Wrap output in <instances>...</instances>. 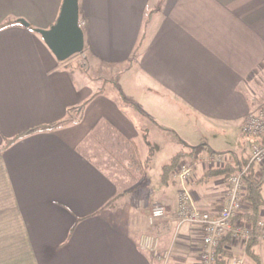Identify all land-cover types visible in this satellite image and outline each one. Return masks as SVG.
<instances>
[{"label":"crops","instance_id":"0c3cea01","mask_svg":"<svg viewBox=\"0 0 264 264\" xmlns=\"http://www.w3.org/2000/svg\"><path fill=\"white\" fill-rule=\"evenodd\" d=\"M61 3L0 0V147L72 118L0 150V264H198L199 229L173 222L177 193L217 215L226 179L205 181L197 168L190 183L163 185L161 169L200 145L245 160L259 141L241 127L264 105V0H78L88 69L57 60L33 30L54 24ZM98 65L122 69L115 84L93 79ZM116 154L127 174L135 155L144 186L111 174ZM253 175L264 222L262 166ZM149 196L169 211L153 225L137 211ZM148 236L166 260L144 246ZM225 241L243 264H264V246L254 258Z\"/></svg>","mask_w":264,"mask_h":264},{"label":"built area","instance_id":"2783aa9c","mask_svg":"<svg viewBox=\"0 0 264 264\" xmlns=\"http://www.w3.org/2000/svg\"><path fill=\"white\" fill-rule=\"evenodd\" d=\"M84 23L79 22L82 26ZM243 135L255 137L259 141L254 144L245 158L243 167L235 170L226 178V187L224 192V205L217 215H211L209 212L199 210L192 200L191 194L184 188L178 191L175 208L174 220L177 228L183 225H191L199 229L202 246L198 254V264H215L216 249L219 242L229 234L231 242L245 244L250 236L256 239L257 244L264 246V222L257 221L255 231L252 233L250 227L241 220H234L235 216L245 209L248 205L245 202V184L243 173L249 166L264 164V105L251 112L241 127ZM206 159L211 165L210 168H218L227 165L230 162L229 155L208 154ZM192 164L181 160L178 161L172 172V179L185 185L193 181ZM169 214L168 209L162 204H155L148 214V222L154 224L156 220L165 218ZM234 220V221H233ZM156 243L153 237L148 236L144 239V246L155 252ZM169 251H165V257ZM164 257V258H165ZM226 264H243V260L238 257H231Z\"/></svg>","mask_w":264,"mask_h":264},{"label":"trees","instance_id":"16d2710c","mask_svg":"<svg viewBox=\"0 0 264 264\" xmlns=\"http://www.w3.org/2000/svg\"><path fill=\"white\" fill-rule=\"evenodd\" d=\"M65 122H72V118L65 119V120L59 121L57 123L50 124V125H40V126H36V127L30 128V129H27V130L17 134L16 136L10 138V139H6L5 142L3 143V145L0 147V150L4 149L6 146H8L10 143H12L15 139H17L21 136H24L26 134H30L33 132H37V131L52 129V128L58 127L61 124H64ZM169 131L173 134V136L177 142L182 143L184 145V143L178 138V136L175 134L174 131H171V130H169ZM199 149L205 151L208 154H219V153L213 151L207 145H200L198 147H189V151H180L172 157V159L170 160V162L168 164L162 166L161 183L163 185H167L172 180V172L175 169L178 161L182 157H187V156L190 157V156L194 155L195 152H197V150H199ZM133 150L136 151L135 146H133ZM227 154L230 156V162L223 167L207 169L203 173V176H202V178L205 181H207L211 178H216V177H223L226 179L232 172H234L235 170L244 166L245 160H243L242 157H239L232 152H227ZM132 159L134 160V161H132V165H136L135 155L133 156ZM132 165H131V167H132ZM136 170H137V167H136ZM263 171H264V164L262 165V172ZM243 181L245 184V197H244V199H245L246 204L248 205V208L245 209L244 211L239 212L235 216L234 220H241L244 223H246L250 227V229L252 230V233H253L255 231V227H256V224L258 221L259 208L263 204V200L261 197L262 178L255 180L254 175H253V166H249L246 169V171L243 173ZM110 203H111V201L108 202V204L106 206H109ZM224 238L225 239H222L219 242L217 249L215 251L216 252V258H217L215 264H226L227 260L232 257L231 254H229L228 252H225L223 250V245L225 244L224 241L226 240L225 242H228L230 240L229 234L225 235ZM256 244H257L256 239L253 236H250L249 239L245 243V249H246L247 253L254 258L256 256H254V254L252 252V248Z\"/></svg>","mask_w":264,"mask_h":264},{"label":"rangeland","instance_id":"374dc122","mask_svg":"<svg viewBox=\"0 0 264 264\" xmlns=\"http://www.w3.org/2000/svg\"><path fill=\"white\" fill-rule=\"evenodd\" d=\"M79 22L81 23L83 21L80 20ZM83 23H85V22H83ZM86 56H87V54H85L82 51L81 53L74 54L70 58H68L67 59V63H69V65L72 64V63H74V65H78L79 67H82L84 69H88L89 66H91L90 65L91 62L88 61V60H85ZM97 67L98 68H96V69L92 68L93 69L92 71H95V73L97 74L96 75L94 72L92 73V74H95V75H93L94 77L92 76L93 79H96V77L97 78H101V79H103V83H108V84H110V83L115 84L116 77H117L115 74H118L120 72V70H122V69L114 70V69L109 68V67L104 66V65L101 66L102 69H100L101 67L99 68V65ZM247 140H250V139H247ZM105 144H106V146H108L107 148H112L113 147L112 146L113 144L112 143L109 144L108 141H106ZM115 146L119 147L120 144L117 143V144H115ZM114 151H116V150H114ZM186 151H189V149L186 150ZM221 154H225L226 155L227 153H221ZM116 156H117V158L115 157L116 159H118V157H119V160L118 161L117 160L114 161V157H113V162L106 163L107 164V167L110 168L111 174L112 175L113 174H116V176H118V177H124L127 180V185L129 187L135 188V187H137V185H143L144 186V178H145V175H144V171L145 170H144V168L142 169V171H137L136 170V165H132V168L130 169L129 174H127L126 171H124L122 169V166H121V164H124L125 159H127V156L125 154L123 156H118L116 154ZM205 156H206V152H204L203 150H200L199 149V150H197V152H195L194 155H192L190 157L189 156L182 157L179 161L185 160V161H187V162H189V163L192 164V168H193V171H194L193 178L192 179H194V177H195L194 176L195 175V170H197V168L199 170H203L205 172L207 169H209L211 167V165L209 164V162L207 161V159H206ZM166 157L167 156L165 155V150L163 148L155 156L154 163L157 162V161L158 162L159 161L164 162L162 160L166 159ZM131 159H132V157H131ZM114 162L115 163L118 162V163L115 165ZM123 168H124V166H123ZM153 169H157L156 164H155V166H152V170H151L152 173H153V176H154L155 171ZM225 187H226V185H225ZM143 188H140V189L144 190ZM140 189L138 191H140ZM134 194H133V197H135ZM160 196H161L160 194H157V196H155V194H154V198L155 199L156 198H159ZM154 198H153V196L146 197L144 199V202L138 206L137 211L140 212L141 214H143V217H144V212L148 216V214L151 211L152 207L156 204L154 202V200H153ZM152 253L156 254V256L158 255V259H160V260H166L167 257H168V256L165 257V255H164L165 252L158 254L157 251H155V252H152Z\"/></svg>","mask_w":264,"mask_h":264},{"label":"water","instance_id":"95a60500","mask_svg":"<svg viewBox=\"0 0 264 264\" xmlns=\"http://www.w3.org/2000/svg\"><path fill=\"white\" fill-rule=\"evenodd\" d=\"M20 23L28 24L20 19ZM59 61L81 53L84 48L83 30L79 25L78 0H62L58 17L47 29H33Z\"/></svg>","mask_w":264,"mask_h":264}]
</instances>
